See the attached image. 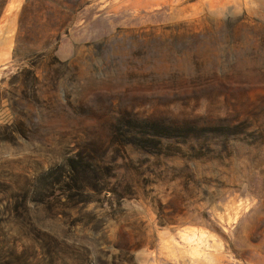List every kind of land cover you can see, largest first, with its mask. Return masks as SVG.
Wrapping results in <instances>:
<instances>
[{
  "label": "rangeland",
  "instance_id": "obj_1",
  "mask_svg": "<svg viewBox=\"0 0 264 264\" xmlns=\"http://www.w3.org/2000/svg\"><path fill=\"white\" fill-rule=\"evenodd\" d=\"M0 264H264V0H0Z\"/></svg>",
  "mask_w": 264,
  "mask_h": 264
}]
</instances>
